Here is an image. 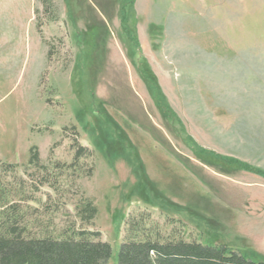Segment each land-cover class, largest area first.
Returning <instances> with one entry per match:
<instances>
[{
  "label": "rangeland",
  "instance_id": "obj_1",
  "mask_svg": "<svg viewBox=\"0 0 264 264\" xmlns=\"http://www.w3.org/2000/svg\"><path fill=\"white\" fill-rule=\"evenodd\" d=\"M0 190V233L98 232L106 264L145 238L264 263V0H0Z\"/></svg>",
  "mask_w": 264,
  "mask_h": 264
},
{
  "label": "trees",
  "instance_id": "obj_2",
  "mask_svg": "<svg viewBox=\"0 0 264 264\" xmlns=\"http://www.w3.org/2000/svg\"><path fill=\"white\" fill-rule=\"evenodd\" d=\"M122 13L126 14L124 11ZM125 22L123 21V24ZM83 151V147L78 148L76 155L81 156ZM31 153L29 163L39 165L38 152L33 149ZM7 167L11 165L8 164ZM239 167L248 169L245 164ZM4 213V222L11 221V224L4 222L2 224L5 231L0 233V264H106L111 257L112 249L109 243L92 240L98 232L77 231L62 239L26 238L21 235L15 222L18 212L4 211ZM82 213L84 219L89 220L96 215L97 209L91 202H87ZM117 262L118 264H264L248 262L245 257L230 251L224 244L206 245L201 242L181 240L159 242L149 238L130 239L122 243Z\"/></svg>",
  "mask_w": 264,
  "mask_h": 264
}]
</instances>
